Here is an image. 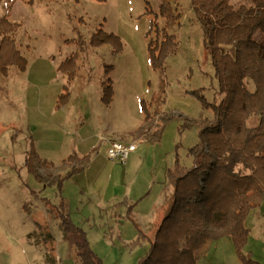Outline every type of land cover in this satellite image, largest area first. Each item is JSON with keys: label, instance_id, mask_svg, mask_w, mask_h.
I'll return each mask as SVG.
<instances>
[{"label": "rangeland", "instance_id": "1", "mask_svg": "<svg viewBox=\"0 0 264 264\" xmlns=\"http://www.w3.org/2000/svg\"><path fill=\"white\" fill-rule=\"evenodd\" d=\"M159 5L160 0H0V18L20 22L12 37L24 66L0 72V264H77L76 236L64 233L52 212L60 202L103 264H137L147 252L146 241L131 244L137 231L124 216L126 207L121 211L111 203L122 195L119 199L134 203V221L152 235L163 215L165 169L173 166L176 155L181 165L189 166L187 150L198 141L196 126L180 125L211 116L193 92L213 101L216 86L189 1L171 0L177 16L171 24L158 15ZM153 22L177 40L161 68L152 67L148 57ZM98 29L117 36L120 49L114 40L91 45ZM255 39L264 45V33L256 32ZM66 58H71L66 66L77 67L73 79L58 69ZM105 65L111 66L106 76ZM107 78L113 89L109 105L101 102L99 91ZM142 101L150 111L171 110L173 117L158 143H138L129 157L132 165L122 171L123 164L107 158V143L132 138L142 119ZM82 137L89 139L80 144ZM73 149L88 154L90 162L66 179L61 190L35 180L24 165L32 150L63 174L61 160ZM129 193L135 198L129 200ZM140 196H145L141 202ZM244 225L249 233L243 253L264 263V199L246 215ZM221 239L211 257L204 252L213 244L204 245L199 264H242L230 238ZM225 242H231L228 249Z\"/></svg>", "mask_w": 264, "mask_h": 264}, {"label": "trees", "instance_id": "2", "mask_svg": "<svg viewBox=\"0 0 264 264\" xmlns=\"http://www.w3.org/2000/svg\"><path fill=\"white\" fill-rule=\"evenodd\" d=\"M29 1V0H28ZM194 19L200 24L204 48L210 58L216 86L213 101L194 91L202 108L211 116L185 119L181 129L198 128V141L187 150L191 163L183 166L178 156L166 170L167 193L163 215L152 235L139 227L132 216L134 203L123 199L115 204L125 206L124 214L133 223L137 236L131 244L146 241L148 250L137 264H195L202 247L211 241L230 237L242 264H264L246 257L242 248L247 243L246 215L264 199V45L255 33H264V0H188ZM171 0H160L158 15L170 24L176 20ZM157 15V14H156ZM20 22L0 18V72L11 65L24 68L15 38ZM154 38L147 45L150 64L161 68L167 55L177 46L174 34L152 24ZM117 36L98 29L89 43L94 46L115 41ZM71 59V58H70ZM61 61L59 70L69 79L77 67ZM66 61H68L66 63ZM18 63V64H17ZM103 75L111 66H104ZM104 78V76H103ZM110 78L100 82L101 100L109 105L113 89ZM154 96V95H152ZM62 97L58 99L62 102ZM68 95H64L66 99ZM142 120L135 130L143 141H160L165 124L173 117L171 110L152 111L141 102ZM178 117H180L178 115ZM90 156L69 154L61 160L63 174L55 173L54 164L29 151L24 165L35 180L56 184L61 190L66 179L82 172ZM64 203L53 206L64 233L76 236L77 264H103L91 249L84 230L73 223Z\"/></svg>", "mask_w": 264, "mask_h": 264}, {"label": "crops", "instance_id": "3", "mask_svg": "<svg viewBox=\"0 0 264 264\" xmlns=\"http://www.w3.org/2000/svg\"><path fill=\"white\" fill-rule=\"evenodd\" d=\"M104 70H105V68L103 67V73H104ZM99 89H100V84H99ZM100 91V90H99ZM101 100V99H100ZM69 101H70V99L67 101V103H69ZM102 102V101H101ZM66 103V104H67ZM57 104H58V102H57ZM66 104H65V106H66ZM141 112H142V110H141ZM142 116H143V114H142ZM142 120V119H141ZM141 122V121H140ZM140 124V123H139ZM138 124V125H139ZM138 127V126H137ZM137 127H135V129L133 130V133H132V138L130 139V140H127V141H124L125 143L126 142H130V141H132L134 138H136L138 135L135 133V130H136V128ZM96 131V128H93V132H95ZM93 136H96V133H94L93 134ZM88 137H86V138H81L80 140H79V143L80 144H84L85 142H87L88 141ZM111 141H114V140H111ZM111 141H109L108 143H107V146L109 145V143L111 142ZM141 143V142H140ZM142 143H144V144H147V145H152V143H149L148 141H143ZM158 143V142H157ZM73 153H76V154H78V155H80L81 156V154L80 153H78V151L77 150H75V149H73V151H72ZM136 152V150L134 151V152H132L130 155H132V154H134ZM130 155H129V157H130ZM128 157V159L126 160V162L125 163H121V164H123L124 165V168H122V171H124V170H126V169H128L129 168V166L130 165H132V163H133V161H131L129 164H128V162L130 161V159L131 158H129ZM169 167H167L165 170H167ZM85 170V169H84ZM121 170H119L118 169V171H117V173L120 175V172H122ZM161 192H160V194L162 195V200L164 199V196H165V194L167 193V190H168V187H167V185H166V180H164V181H162V183H161ZM128 196V198H129V200H132L133 198H135V196L134 195H132V194H128L127 195ZM123 197V195L122 196H120L119 198H122ZM143 197V198H142ZM64 198V200L65 201H67L68 200V198H67V196H65V197H63ZM117 199V201H116V203L117 202H119L121 199ZM138 198H142L141 200H140V202L145 198V196H140V197H138ZM115 201L113 202V203H111V205L112 206H115ZM116 207H119L118 209H120L121 211H122V209H123V207H121V206H116ZM134 208V207H133ZM134 212V209H132V213ZM113 215H116V216H120V213H117V212H114L113 213ZM230 238V237H229ZM225 240L226 239H228V238H224ZM224 239H218V240H216V241H211V242H208V243H210V245H212L213 244V248H211V250H208L207 252H204V254L205 255H208V256H212V253L214 254L216 251H217V249H218V246L221 244V243H223V240ZM230 240H231V238H230ZM231 242H232V240H231ZM231 242H225V244H226V246H227V249L229 248V245L230 244H228V243H231ZM207 243V244H208ZM206 245V244H205ZM232 245H233V243H232ZM203 248H204V246L202 247V249L199 251V255H200V253H202L203 251ZM220 250V251H219ZM218 251H219V253H222V250L221 249H219ZM198 255V256H199ZM210 256V257H211ZM199 262H200V257H197V260H196V262H195V264H199Z\"/></svg>", "mask_w": 264, "mask_h": 264}, {"label": "built area", "instance_id": "4", "mask_svg": "<svg viewBox=\"0 0 264 264\" xmlns=\"http://www.w3.org/2000/svg\"><path fill=\"white\" fill-rule=\"evenodd\" d=\"M140 142H143L141 136L126 143L111 141L106 148V156L110 160L125 163L129 155L137 149V145Z\"/></svg>", "mask_w": 264, "mask_h": 264}]
</instances>
